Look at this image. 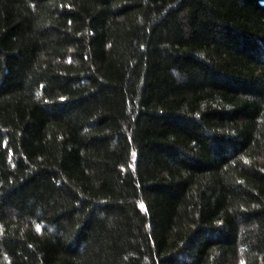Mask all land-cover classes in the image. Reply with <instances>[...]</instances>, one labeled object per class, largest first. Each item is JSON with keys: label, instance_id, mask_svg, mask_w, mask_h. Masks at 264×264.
I'll return each mask as SVG.
<instances>
[{"label": "trees", "instance_id": "16d2710c", "mask_svg": "<svg viewBox=\"0 0 264 264\" xmlns=\"http://www.w3.org/2000/svg\"><path fill=\"white\" fill-rule=\"evenodd\" d=\"M0 264H264V0H0Z\"/></svg>", "mask_w": 264, "mask_h": 264}, {"label": "snow or ice", "instance_id": "6c2138e0", "mask_svg": "<svg viewBox=\"0 0 264 264\" xmlns=\"http://www.w3.org/2000/svg\"><path fill=\"white\" fill-rule=\"evenodd\" d=\"M140 207H141V208H143V207H144V205H143V204H141V205H140Z\"/></svg>", "mask_w": 264, "mask_h": 264}]
</instances>
